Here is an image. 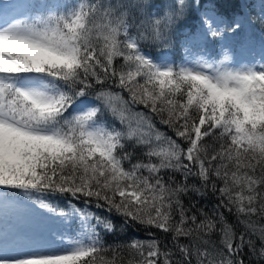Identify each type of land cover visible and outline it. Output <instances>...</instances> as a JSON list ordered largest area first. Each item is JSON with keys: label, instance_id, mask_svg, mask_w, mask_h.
<instances>
[{"label": "snow or ice", "instance_id": "1", "mask_svg": "<svg viewBox=\"0 0 264 264\" xmlns=\"http://www.w3.org/2000/svg\"><path fill=\"white\" fill-rule=\"evenodd\" d=\"M234 2L0 0V264H264V0Z\"/></svg>", "mask_w": 264, "mask_h": 264}, {"label": "trees", "instance_id": "2", "mask_svg": "<svg viewBox=\"0 0 264 264\" xmlns=\"http://www.w3.org/2000/svg\"><path fill=\"white\" fill-rule=\"evenodd\" d=\"M252 5L255 6V11H259V7H260L259 0H251L249 7H251ZM240 7H241V5L239 3V0H235V2L232 4H224L222 7V11H227V12L238 11L240 9ZM247 10H249V9L245 8V11H247ZM253 15H255V12H253ZM194 23H196L194 20L189 21L190 25L194 24ZM256 34L260 35V31H259L258 27H255L254 35H256ZM148 50L150 52H152L153 54L157 53V49L155 47H150ZM164 51L167 52L169 55H171L173 58H178L179 53H180V48H179L178 44L176 43ZM192 199L197 200L199 198L196 197L195 195H193ZM185 203L186 204L188 203L187 197L185 198ZM199 203L201 205L206 206V208H211L212 204L215 203V200H214V198L209 197L206 200H200ZM228 219H229V222H234L235 218L232 216H229ZM113 220H114V223L116 224L117 231L114 234H110V235L105 237L107 244L126 242L128 240L133 239V238H137V239L146 238V234L142 228L135 226V225L131 226V227H124V226H122V222H121V219L119 217H113ZM238 231H239V229H238ZM157 237L159 239L163 240L165 243L170 242V237L166 236L165 234L157 232Z\"/></svg>", "mask_w": 264, "mask_h": 264}]
</instances>
